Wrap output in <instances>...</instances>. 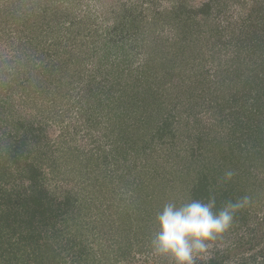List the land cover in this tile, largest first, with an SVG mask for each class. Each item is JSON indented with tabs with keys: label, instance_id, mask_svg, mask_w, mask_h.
I'll return each mask as SVG.
<instances>
[{
	"label": "rangeland",
	"instance_id": "374dc122",
	"mask_svg": "<svg viewBox=\"0 0 264 264\" xmlns=\"http://www.w3.org/2000/svg\"><path fill=\"white\" fill-rule=\"evenodd\" d=\"M8 1L0 0V4L2 5ZM36 1H39V4L35 3V16L42 11H46L45 14L50 15L47 10H51L54 0ZM55 1L60 3L57 4L58 8L59 6L64 8L74 2L73 0ZM253 1L121 0L120 2V0H79V7L73 5L70 10L75 15L68 20L65 26L71 27L74 25L73 35L77 31L80 36L89 37L90 32L85 28L93 29L94 25L101 26L103 29L109 28L115 15L120 30L124 26L122 21L129 25L134 23L132 20L138 18L140 19L138 24L142 22L140 26L143 27V33H138L135 36V33H130L131 28H129L128 33L130 35L123 36L120 34V36L112 39L103 38V42H108L110 46L109 50L112 52H109L112 54L113 59L127 63L118 66L117 70L124 68L123 74L134 79L137 74L144 71V67L145 71L150 70L152 73L161 71L158 61L172 58L175 64L170 66L171 69L177 70L178 67L183 71L187 66L186 73L192 75L195 73V67L202 68V66L195 65L200 64L201 60L193 61L196 56L195 53L200 51L204 53L207 60L203 70L212 80V75L219 66L218 59L210 58L211 54L216 51L214 48L216 43L214 40L216 39H209V43H206L207 33H210L212 27L217 29L218 32L224 30L221 38L216 40L221 51L215 57L220 58L221 61H226L235 50V46H233L231 51L230 41L234 38L237 40L238 35L241 33L249 34L251 31L248 29V24L244 21V18L249 9L253 7ZM262 1L264 0H261L260 3ZM9 3L10 1L7 4L9 5ZM203 6L204 8H202ZM257 7H259V4ZM125 8H131V11H127ZM190 10L196 12L197 16L193 14V17H197V24L203 25V27L198 28L206 29H201L203 35H200L202 36L200 40H196L197 45L193 46V54L182 57L176 51L181 45H175L177 20L175 18L171 19L170 15V18L166 15L168 11H174L187 16V12ZM125 18L126 20H124ZM109 19L110 21L107 23ZM133 26L136 27L133 30L140 32L139 26L138 28L136 24ZM227 27L228 30H225ZM254 30L252 29V31ZM230 31L233 36L230 35ZM65 34L72 37L69 33ZM65 34L63 33V35ZM18 36L23 39L26 32H22L21 35L17 34L11 22L0 18V198L3 197L11 206L13 204L16 207L17 200L21 201V198L35 194L37 200L27 202V205H35L40 197L44 202H53L58 205L61 201L59 197L64 198L66 196L71 202L79 201L76 202L78 205L73 208L74 213L71 215L75 218V222L78 218H81L83 221H87V223H82L79 220L81 226H87V224L90 226V220H92L94 213L84 211V206L87 205V201L84 202V197L87 195L86 197L89 198L91 186L95 188L94 185L103 189L112 186L121 195L126 194L122 195L123 198L125 196L129 198L132 189H134V191L139 190V193H142L141 195L144 197L148 194L160 193L164 197H168L169 202L183 203L193 200L192 194L197 186L194 179L185 176L184 172L187 171L192 174L195 170L213 167L211 166L213 164L212 152L216 154L214 144L220 143L219 140H213V138H217L221 134L224 139L232 137L237 144V138L240 136L239 132L242 128L245 130L248 126L247 118H244L241 120L239 127L235 126L239 131L235 132L234 128L233 132H230L231 130L225 131L224 126L218 123L222 121V116H217L216 121L213 120L211 110L208 109L207 111L208 106H210V97L215 100L216 97L223 96L225 99L227 96L222 93L225 89L220 87V91H216L217 89L213 88L211 84H206L207 87L203 88L200 94L195 92L201 97L204 107L197 106L194 103L193 113H196V115L188 119L187 122L168 118V116L172 117L184 111L182 108L176 107L173 100L181 106L184 105L187 97L189 99L192 98L191 96L194 97V93L187 94V87L181 84L178 88L179 94L175 93V90L169 91L167 85L166 87L156 85L151 87L154 92L146 93L147 86H145V89L141 88L144 91L135 97L136 91L134 90L140 89L141 85L139 84L140 87L131 89L125 96L135 97V103L129 101L127 97L128 104L126 102L118 110L116 107V109L111 108L108 111L105 107L100 106V92L98 91H94L92 96H82V110L79 104L77 105L74 102L75 97L72 98L70 94L65 97L66 99L63 102L55 105L54 110L50 109L53 105L48 100L27 99L24 95L21 85L22 82L28 79L29 74L17 75L21 71L20 67L16 65L17 62L20 63L19 59H21L16 49V43L20 42ZM83 37L78 39L84 40ZM242 38L245 37L242 36ZM95 40L97 39L95 38ZM159 40L160 43H158ZM11 42H14L15 45L10 46ZM167 43H169L170 48L163 46ZM249 45L246 46V49ZM97 48H99V45ZM78 51L79 49L75 53L78 54ZM156 55H158V58H154ZM52 60L51 63L56 62L53 55ZM187 62L190 65H187ZM148 66L149 69L146 68ZM173 66L174 68H172ZM233 67L229 68L232 69ZM90 69L91 65L88 64L86 70L89 72ZM129 72L131 73L129 74ZM32 74L34 75V73ZM174 74L175 76L171 78V82L174 81L179 84L178 81L185 74ZM194 82V78H191V80L185 82V85L192 84L190 86L193 87ZM84 84L82 82L78 86ZM184 87H186V90L183 92L182 88ZM76 90L79 93L78 89ZM156 91L157 95H154ZM247 96L250 95L247 93ZM161 97L165 99L163 109L165 115L161 112L162 116H157L156 110L152 111L153 113L151 112L152 108L155 107L152 102L154 98ZM249 99L240 98L235 105L236 109H240L247 116L252 105ZM148 114L152 116L149 115L148 117L151 118L143 124L141 119ZM251 118L249 126L256 127L258 125L255 120L256 117ZM162 119L170 120L171 123L168 124L169 121H163L161 124L164 130L158 132ZM182 119H184V115H182ZM164 123L168 124L167 128L163 127ZM120 129L123 134H120ZM239 146V148L236 146L234 149L238 148L247 155L245 150L249 145ZM210 148H212L211 151ZM250 160V165L248 162L246 164L245 157L240 160L243 171L241 172L243 174L242 178L239 179L237 187H231L230 189L238 200L245 196L250 198L254 193L261 198L251 200L247 206L240 210L238 219H234L229 231L218 240L211 242L207 254L196 257V264H204L214 257L222 260L220 264H263L264 192L263 194L259 193L264 187V164H262L264 158L259 155V157H253V159L250 157ZM252 160L255 162L254 165H252ZM93 169L99 173L96 179L89 175ZM76 173L79 175H76ZM103 173L106 175L105 184L101 179ZM183 175L185 178H183ZM78 180L81 185H75L79 184V182L76 183ZM35 181L37 184H34ZM81 186L86 187L83 190ZM168 194L169 196H166ZM101 195L97 193L96 197H101ZM139 203H142L141 210L144 211V214L138 216L130 213L132 218H136L132 224L134 228L127 231L111 230L108 228V222L104 220V224L101 225L100 229L91 231L95 234L94 236H88L90 233L88 229L85 236L81 238L79 234H84L83 231L77 230L79 232H76L74 229L72 231L73 235L71 237L67 236V239L70 237L69 243L65 238L45 242V234L40 231L41 228H37L42 225L41 218L37 215L31 217L30 214H25L24 212L27 213L30 209L24 205L23 208L16 211L18 218L21 217L20 220L23 226L19 227L17 225L14 229L11 228L13 226L9 225L8 227L7 223L0 222V263L6 264L4 260L8 261L9 257L14 264H172L168 257L153 254L150 241L156 231L155 218L157 214H151L152 211L146 213L143 202L140 201ZM126 205L128 209H134L137 206L136 204L130 205V202H126L121 206L125 207ZM96 219H98V216ZM104 219L106 218L104 217ZM29 227H36L33 232L36 234L35 239L27 240L32 243L31 246L40 245L45 248V245H52L53 251L57 254L56 258L48 263L32 262L26 256V253L30 251V247L26 252L18 250L26 243L25 239L23 241V237H26L30 232ZM80 251H83V253L89 252L93 257V262L77 263L74 259L78 258ZM5 253H8V255L6 256Z\"/></svg>",
	"mask_w": 264,
	"mask_h": 264
},
{
	"label": "trees",
	"instance_id": "16d2710c",
	"mask_svg": "<svg viewBox=\"0 0 264 264\" xmlns=\"http://www.w3.org/2000/svg\"><path fill=\"white\" fill-rule=\"evenodd\" d=\"M9 1L10 6L7 4ZM9 1L2 5L0 4V18H4V20L6 19V21L11 22L17 34L21 35L22 32H26L25 38L22 39L18 36L17 38L20 40V42L16 43V49L19 52V58H21L19 59L20 63H16V65H18L21 69L20 73H18L17 75L24 76L29 74L28 79L22 82L21 85L24 90V95L25 97H27V99L32 98L35 100L36 98H39L41 101L48 100L53 105V107L50 109L54 110V106L59 102H63L66 99L65 97L70 94L72 98L75 97L74 102H76L77 105L79 104V107L82 110V96H92V93L94 91H98L100 92V106L105 107L108 111L111 108L116 109V107L118 110V108L121 109L126 102L128 104V101L126 99L127 97L129 98V101L131 100L135 103V97H137V94L139 95V93L144 91L141 90V88L145 89V86H147L146 93L154 92L153 90H151L152 86L154 87L157 85L159 87H166L167 85L169 91L175 90L174 92H177V94H179L178 88L181 84L187 87L188 90L186 91V93H194V97L191 96L192 98L190 99L189 97H187L185 99L186 102L181 106H179L173 100L176 107L182 108V110L184 111L172 117L168 116V118L185 120L187 122L188 119L196 115V113H193V109L195 108L193 106L194 103H196L197 106L201 105L204 107V103H202L201 97H199V95H197L195 92H198L200 94L201 90L207 87L206 84H211L213 88L217 89L216 91H220V87L222 89H225L222 91V93H224L227 97H225L224 99L223 96H220L219 98L216 97L215 100L210 97V106H208L207 111L208 109L211 110L212 118L214 121L217 120V116L223 117L222 121L218 123L224 126L225 131L231 130L230 132H233L235 126L239 127V124H241V120H243L244 118H247L248 126L245 130L244 128H242V130L239 132L240 136L237 138V144L232 137H227L226 139H224V137H221V134H219L217 138H213V140L220 141V143L216 145L214 144V152H216V154L212 152L213 164H210L213 167L209 169L204 168L203 170H195L192 174L186 171L184 172V175L194 179L196 183V190L192 194L193 200L196 199L207 202L210 194L215 195L216 211L224 207V205L229 201H238V198L234 196V192L230 188L237 187V185H239V179L242 178L243 174L241 172L243 171L240 166V160L245 157L246 164L248 162V164L250 165V157L253 159V157H259V155H261V157L264 158V144H262L264 143V1H262V3H260L261 0L253 1V7H251L252 9H249L244 18V21L248 24L247 26L249 27V30H255L252 32L248 31L249 34L243 33L245 35L241 33L240 35H238L237 40L234 38L232 41H230L231 44L229 45V47L231 51L233 46H235V50L233 51L232 55L227 58L226 61H221L220 58L215 57V55H219V52L221 51L219 43L216 40L218 38H221L224 30L222 32H218L214 27H209L211 29L210 33H207L206 35L208 37L206 43H209V39H216L214 40V42L217 43L214 44V48L216 51L215 53L213 52V54H211L210 58L218 59L219 66L212 75V80L209 79L207 73L203 70L204 66L207 63V60L205 59L204 53L200 51L199 53H195L196 56L194 57L193 61L197 59L201 60L200 64L195 65L202 66V68L198 69L195 67V73H193L192 75H188L186 73L187 66H185L183 71L178 67L177 70L171 69L170 66L175 64V61L172 58L166 60L161 59L158 61V65L161 71L159 70L155 73H152L150 72V70L145 71L144 67V71H142L141 74H137L138 76L136 75L134 79L130 78L131 76H126L123 74L124 68L119 69L120 71L117 70L118 66H123L127 63L123 60V62H120L118 59H113L112 54L109 52L111 51L109 50L110 46L108 45V42H103V38L112 39L113 37L120 36V34L123 36H127L130 35V33H135L136 36L138 35V33H143V27L140 26L142 22L138 24V20H140L138 18L132 20L134 23L129 25H126V22L122 21L124 26H122V29L120 30V27L118 28L117 24L118 19L115 15V18H111L112 23H110L109 28L103 29L98 25H94L93 29L85 28L86 30H89L90 36L83 37L80 36V34H78L76 30L75 34L73 35L74 25H72L71 27L65 26L68 20H70L71 17L75 15V13L70 10L73 8V5H75V7H79V0H73L74 2L71 3V5H66L64 8H60V6L58 8L57 4L60 3L54 0V5L51 10H47V13L50 12V15L45 14L46 11H42L41 13H38L37 16H35V9L36 4H39V1ZM258 4L259 7H257ZM23 6H25V8H23ZM202 8H204V6ZM125 9L127 11H131V8ZM193 14L197 16L196 12L191 10L187 12V16L181 12L178 14L174 11H168L166 15L168 17L170 15L171 19L175 18L177 20V25L175 26V45H181V47L176 49V51L182 57H185L187 54L189 56H191V53L193 54V46L197 45L196 40H200V38L202 37L200 35H203V31L201 29H206L198 28L203 27V25L197 24V17H193ZM124 20H126V18ZM109 21L110 19L107 23H109ZM134 24L137 25V28L138 26L140 27V32L133 30L136 29V27L133 26ZM129 28H131L130 33H128ZM225 30H228V27ZM63 33H69L72 37L66 36L67 34L63 35ZM229 33L233 36V33H231V31ZM242 36H244L245 38H242ZM82 37L84 40L78 39ZM95 38L97 40H95ZM67 41H69L70 43H68ZM115 42L117 43L118 41ZM158 43H160V40L158 41ZM13 45H15L14 42H11L10 46ZM98 45L99 48H97ZM247 45H249V47L246 49ZM163 46L170 48L169 43ZM78 49V54H76L75 51H77ZM105 50H107L108 52H104ZM52 55L56 58L55 63H51ZM154 58H158V55H156ZM248 61L251 62L247 63ZM88 64L91 65V69L89 72L88 70H86ZM187 65H190V63L187 62ZM233 65H235V67H233ZM229 67L233 68L230 69ZM146 68L149 69V66ZM172 68H174V66ZM32 73H34V75ZM130 73L131 72H129V74ZM173 73H177L180 75L185 74L184 76H181V80L178 81L179 84L175 83L174 81L171 82V78L175 76V74L173 75ZM98 77L99 79H97ZM191 78H194L195 80L193 87L190 86L192 84H190L189 86L185 85V82H188L189 80H191ZM82 82H84L85 84L78 86L79 83ZM139 84L141 85V87L139 86ZM135 87H140V89H135ZM186 87L182 88L183 92L186 90ZM76 89H78V92L80 94L76 92ZM131 89H135L134 91H136V96L125 97ZM186 93H184V95H186ZM247 93L251 96V98L250 96H247ZM154 95H157V91L154 93ZM215 95L216 94L214 93V96ZM240 98H250L249 100H251L252 102L250 111H248V116L240 109L238 110L235 108V105L239 102ZM152 103L155 107L154 109L152 108L151 112H154L156 110V115L162 116L161 112L163 113L165 99H162V97L158 99L154 98ZM149 115L151 114H148L141 119L143 124H145L151 118L148 117ZM163 115L165 114L163 113ZM182 115H184V119H182ZM251 117H256L255 120L258 124L256 125V127H254L253 125L249 126L250 121L252 120ZM163 121H169L167 122L168 124L171 123L170 120L162 119L160 124L163 123ZM168 124L164 123L163 127L167 128ZM162 130H164V128H162L161 124L158 132ZM120 131V134H123V131L121 129ZM236 131L239 130L235 128V132ZM243 144L249 145V147H247V149L245 150L247 155H245L243 151L238 149L240 147L239 145ZM236 146H238V150L234 149V147L236 148ZM211 150L212 148H210V151ZM254 163L255 162H253L252 160V165H254ZM262 164H264V161ZM228 170H231L234 175L231 181L225 183L223 181V177L225 172ZM210 172L212 173L210 176H208ZM97 173L98 172L93 169V171L90 172L89 175H92L96 179L99 175V173ZM76 175L79 174L76 173ZM185 176L183 178H185ZM32 178L34 180L33 176ZM101 179L105 184V173H103ZM77 182H79V180L76 181V183ZM34 184H37V182L35 181ZM75 185L81 184L79 182V184L77 183ZM85 187L81 186V189ZM94 187L95 188L91 186V192L88 195L89 198L86 197L87 195L84 197V202L87 201V205L84 206V211H86L87 213L88 211H90V213H94L92 220H90V226H88L89 224H87V226H81L79 220L82 221V223H87V221H83L81 218H78V220L75 222V218L71 216L74 213L73 208L78 205L76 202L79 201L71 202L66 196L64 198L61 196L59 197L61 201L58 205H56L53 202H44L40 197L35 205H27V202L30 203L33 202V200L34 202L37 200V197H35L36 194L30 197H23L21 198V201L17 200L16 207L13 204L11 206V204H8L5 199L1 197L0 222L3 224L7 223L8 227L10 225L13 226L11 228L14 229L15 227H17V225H19V227L23 226V223L20 220V214L19 219L18 213L16 211L23 208V206L25 205V207L30 209V211L27 213L26 211H23L25 214H30L31 217L37 215L41 218L42 225L37 228H41L42 230L40 231H43V233L45 234V242L52 239L57 240L59 238H65L69 243L70 237L73 235L72 231L74 229L76 230V232H79L77 230L83 231L84 234H79L81 238H83L85 236V232H87L88 229L90 230V233L91 231L100 229V227H102L101 225L104 224V220L108 222V228L111 230L127 231L130 228H134L132 224L133 220H136V218H132V215H130V213L137 214L138 216L144 214V211L141 210L142 203H139L140 201L143 202L146 213L152 211L151 214H157L162 210L163 205L169 202L168 197H164V195L160 193L148 194L146 197H144L141 195L142 193H139V190L134 191V189H132V193L130 194L129 198L126 196L125 198H123L122 195L126 194L124 193L121 195L112 186H104V189L101 187H96L95 185ZM260 192L261 193L259 194H263L264 187ZM97 193L102 194L101 197H96ZM169 194L166 196H169ZM259 197V195H255L254 193V195L250 197V201H254ZM126 202H130V205L136 204L137 206H135L134 209H128L127 205L125 207H122L121 205L126 204ZM69 209V212L71 213L68 212ZM239 215L240 210L237 211L234 219H238ZM97 216L98 219H96ZM104 217L108 220L104 219ZM70 222H72L73 224L71 225ZM4 226L6 227V225ZM35 229L36 227H29L30 232L26 235V237H23V241L25 239L26 243L22 245L18 250L26 252V250H28V247H30V251L26 253V256L29 258V260H31L32 262L36 261L38 263H48L57 256L56 252L53 251V246L45 245V248H43L42 246L37 245L33 247L31 246L32 243L30 241H27L29 239H35L36 234L33 233ZM90 233L88 236L95 235L93 233ZM67 236L70 237L67 239ZM5 255L7 256L8 253H5ZM74 260L77 263L93 262V257H91V254L89 252L83 253V251H80L78 258H75ZM221 261L222 260L214 257L204 264H220ZM8 262H10V264L13 263L12 259H10L9 257L8 261L4 260V263L8 264ZM262 263L264 264V262Z\"/></svg>",
	"mask_w": 264,
	"mask_h": 264
},
{
	"label": "clouds",
	"instance_id": "9594fccd",
	"mask_svg": "<svg viewBox=\"0 0 264 264\" xmlns=\"http://www.w3.org/2000/svg\"><path fill=\"white\" fill-rule=\"evenodd\" d=\"M233 175L226 171L223 181H231ZM249 203L245 196L216 211V198L211 194L207 202L166 203L155 218L156 231L150 241L153 254L168 257L172 264H196V257L207 254L210 243L229 231L237 211Z\"/></svg>",
	"mask_w": 264,
	"mask_h": 264
}]
</instances>
